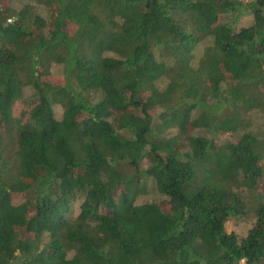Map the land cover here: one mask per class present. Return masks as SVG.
<instances>
[{"label":"trees","instance_id":"1","mask_svg":"<svg viewBox=\"0 0 264 264\" xmlns=\"http://www.w3.org/2000/svg\"><path fill=\"white\" fill-rule=\"evenodd\" d=\"M263 156L264 0H0V264H264Z\"/></svg>","mask_w":264,"mask_h":264},{"label":"rangeland","instance_id":"2","mask_svg":"<svg viewBox=\"0 0 264 264\" xmlns=\"http://www.w3.org/2000/svg\"><path fill=\"white\" fill-rule=\"evenodd\" d=\"M244 3H249L253 0H241ZM251 16L249 15H243L242 17H240V19L237 22V29L242 27V26H246L251 22ZM69 32L72 33V28L68 27ZM44 81L46 82H57L58 80H61V71L59 67H52V69L49 71V73H47L46 75H44L43 77ZM60 109L57 108L56 110V115L57 117H59L60 115ZM16 115L19 118H24L23 115V111H17ZM15 115V116H16ZM259 123L262 122L260 119L258 121ZM260 166L262 168V177L259 180V191L264 194V156L262 158V160L260 161ZM142 181H145V178L142 179ZM147 183H144L142 188H143V192L142 194L137 198L136 200V204H143V203H149L152 202L153 200L159 199L161 198V196H159L155 190L153 189V184L148 181L146 179ZM77 211L74 212V217L76 216ZM252 223L244 221V220H230L228 222L225 223V229L227 233H233L235 235H237L238 237H244L248 230L251 228Z\"/></svg>","mask_w":264,"mask_h":264}]
</instances>
